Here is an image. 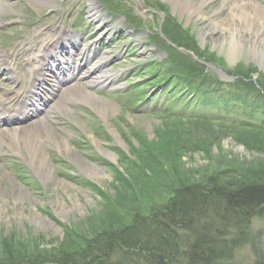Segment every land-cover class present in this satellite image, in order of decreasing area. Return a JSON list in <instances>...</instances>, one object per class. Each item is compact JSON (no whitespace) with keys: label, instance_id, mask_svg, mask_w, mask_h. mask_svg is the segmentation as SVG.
Instances as JSON below:
<instances>
[{"label":"rangeland","instance_id":"obj_1","mask_svg":"<svg viewBox=\"0 0 264 264\" xmlns=\"http://www.w3.org/2000/svg\"><path fill=\"white\" fill-rule=\"evenodd\" d=\"M253 1L264 8V0ZM9 2L12 10L0 25V52L11 56L9 67L15 80L3 76L5 67L0 68V101L11 99L13 91L15 98H25L33 85L42 86L36 72L44 57L43 43L51 44L65 35L70 36L65 44L74 55L72 61L86 68L87 60L93 65L104 59L114 82L95 87L91 76L81 74L62 83L46 105L37 106V115L18 118L14 125L4 127H20L26 133L57 102L65 107L50 123L48 133L41 131L42 137L50 135L61 145V149L54 143L47 148L51 177L38 175L24 157L2 151L0 264H36L44 260L43 255L50 257L48 253L79 252L100 233L121 230L136 213H148L166 202L179 188L208 182L214 176L236 187L246 181H264V134L243 143L218 127L227 123L234 130H252L264 117L233 113L237 108L195 105L189 99L192 92L181 95L185 87L164 92L175 80L173 74L161 77L167 80L165 85L154 87L151 82L152 75H159L155 69L168 72L176 51L171 39L176 34L183 36L184 31L197 49L210 55H204L201 62L218 76L217 83L232 84L240 79L255 92V98L264 100L260 89L264 70L254 60L238 59L231 65L222 47L224 32L216 30L213 23L228 18L233 0H211L202 9L206 17H213L211 21L189 18L168 0H54L51 7L31 0ZM92 2L102 14L98 20L90 18ZM25 37L31 40L22 46L23 57L17 60L18 51L10 46ZM73 44H81L79 55ZM240 68L242 72L237 73ZM79 89L94 98L89 105L73 100V92ZM138 89L140 92L133 93ZM139 99L144 102L137 105ZM38 100L31 98L32 102ZM102 108L101 113L98 109ZM64 140L69 141L70 152L62 148ZM105 153L113 155L114 161ZM22 154L26 155L23 147ZM91 170H96L98 177L91 175ZM261 209L264 205L253 214L250 238L242 245H232L229 257L216 264H264ZM182 235L177 263L189 264L184 253L194 237ZM109 264L147 263L137 254L118 252Z\"/></svg>","mask_w":264,"mask_h":264},{"label":"trees","instance_id":"obj_2","mask_svg":"<svg viewBox=\"0 0 264 264\" xmlns=\"http://www.w3.org/2000/svg\"><path fill=\"white\" fill-rule=\"evenodd\" d=\"M180 34L171 39L176 51L170 66L165 64L168 72L162 74L155 69L159 73L153 75L155 87L166 84L167 80L161 77L173 74L176 78L164 87V92L171 87L177 90L185 87L180 91L181 95L187 94L186 91L192 92L189 99H193L195 105L216 109L237 108L233 113L264 117V100L255 98V92L249 89L245 81L239 79L233 85L217 83L215 80H218V76L210 73L200 62L192 60V57L179 52L178 49L192 52L199 61L204 55L211 58L206 50L197 49L187 33L183 31L182 39ZM216 64L224 67L223 64ZM241 72L240 68L237 73ZM260 82L263 85L260 89L264 93L263 77H260ZM258 125L252 130L244 128L247 131L234 130L232 124L227 123L218 127L237 141L247 143L249 139L261 138V134H264V120ZM208 180L179 188L166 202L153 207L148 213H136L130 224L121 230L100 233L79 252L48 253L50 257L43 255L44 260L39 259L36 264H109L118 252L137 254L147 264H178L182 234L192 239L194 237L184 253L189 264L222 262L229 257L228 251L233 249L232 245H242L250 238L253 214H257V210L264 205V181H246L236 187L231 183L226 184L222 177L214 176Z\"/></svg>","mask_w":264,"mask_h":264},{"label":"bare ground","instance_id":"obj_3","mask_svg":"<svg viewBox=\"0 0 264 264\" xmlns=\"http://www.w3.org/2000/svg\"><path fill=\"white\" fill-rule=\"evenodd\" d=\"M36 5L41 7H51L54 4V0H31ZM172 3L175 9H180L182 13L188 14L189 18H197L201 21L203 20H213V17H206L202 13V9L207 6L211 0H168ZM9 0H0V25L4 23L5 17L9 15L12 10ZM218 3V2H217ZM215 3V5L217 4ZM217 8V7H215ZM90 14L93 20L99 19L100 15L97 11V5L92 2L90 6ZM230 14L226 19L214 20L213 23L216 30H221L224 32V40L222 47L226 50L227 56L230 59V64L234 65L235 61L238 59L256 61L259 63L261 68L264 70V8L254 2L253 0H241L234 1L230 6ZM219 11H216L218 14ZM39 27H37L38 29ZM246 34L252 35V38H248ZM69 37H60L55 42L48 45L45 50L44 58L39 66V71L36 72L39 80L45 85H48L51 92L62 82H66L71 79H75L83 72L84 75H93L94 78L91 81V86H106L110 82L112 83V75L108 68L104 69L102 63L103 60H97L92 66L89 65V60H87L86 68H82L81 65L74 63L75 60L70 58L71 50L65 44ZM31 37H25L23 39H18L14 41L10 47L15 48L16 59L20 60L23 57V47L27 41H30ZM42 44V41H40ZM46 41H44V44ZM73 49L76 54H80L78 45L73 44ZM57 56H60V60H56ZM84 56L85 55H81ZM10 55H6L0 52V68H4L3 76H8L11 81L15 80L14 73L10 70L9 61ZM74 57V55H72ZM43 63V64H42ZM91 66V67H89ZM53 67L55 69H53ZM53 74L56 79V84L48 82L47 74ZM103 80V81H102ZM36 89V88H35ZM39 96H35L40 99L43 103L45 100L48 101L49 92H40ZM74 93V99L78 102L87 103L88 105L94 99L91 95L87 94V91L76 90ZM32 96L30 93L23 98H15V91H13V96L8 99L7 102L0 101V157L3 154V149L10 150L14 154H18L24 157L29 164L33 167L36 173L40 176L51 177L53 173V167L50 163V158L47 152V148L50 144L54 143L57 148L61 149L60 143L53 141L51 136L42 137L41 131L48 133V128L50 123L56 121V117L60 113L61 109H65L63 104L57 102L56 106L49 112L43 119L34 122V126L27 130L26 133H22L20 127H14L13 129L4 128L6 125H14L16 122V117L25 118L27 111L31 104ZM12 103L18 104V107L12 106ZM99 112H103V108ZM35 113L32 115V117ZM16 116V117H15ZM29 115L27 116V118ZM10 118H13L9 120ZM62 148H65V152H70V143L67 140L62 142ZM22 147L26 152L24 156L22 154ZM111 161H114V157L111 154L105 153ZM89 173L95 177H98L97 171H89Z\"/></svg>","mask_w":264,"mask_h":264}]
</instances>
